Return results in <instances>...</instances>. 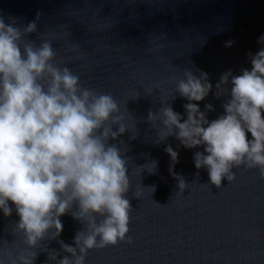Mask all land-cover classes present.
<instances>
[{"label":"water","instance_id":"1","mask_svg":"<svg viewBox=\"0 0 264 264\" xmlns=\"http://www.w3.org/2000/svg\"><path fill=\"white\" fill-rule=\"evenodd\" d=\"M0 12L23 18L24 23L40 12L38 31L53 41L57 60L63 59L83 86L111 93L121 110L126 106L131 114L126 122L132 124L133 117L137 122L136 139L130 140L133 133L126 131L109 141L127 147L125 155L132 157V188L127 193L133 207L127 234L132 243L90 250L85 264H264V179L259 171L233 169L236 179L223 180L218 189L210 184L207 169L194 164V153L203 152L204 146L185 148L174 135L157 144V128L147 120L149 110L158 111L166 101L181 122L187 119V98L169 96L176 86L171 78H183L185 69L197 77L207 73L212 84L204 100L191 103L201 111L207 104L213 106L206 114L209 122L224 114L231 77L223 86L228 93L219 98L216 84L229 70L232 75L251 70L249 53L254 56L264 48L259 42L264 35V0H0ZM29 38L40 43L36 34ZM71 44L87 55L75 59L77 53L67 47ZM137 92L140 97L134 99ZM168 146L178 153V162L165 151ZM151 160L158 162L155 174L144 171L140 176L132 169V163ZM173 173L184 178L183 192ZM138 186L143 187L140 199L134 196ZM9 206L11 217L4 218L0 211V235L11 241L3 229L19 217L11 202ZM60 219L59 239L75 247V233L83 225L70 213ZM49 249L61 252L57 259L70 255L56 241ZM45 262L56 264L41 252L35 264Z\"/></svg>","mask_w":264,"mask_h":264},{"label":"clouds","instance_id":"2","mask_svg":"<svg viewBox=\"0 0 264 264\" xmlns=\"http://www.w3.org/2000/svg\"><path fill=\"white\" fill-rule=\"evenodd\" d=\"M40 19V12L27 23L0 12V211L4 218L11 217V202L19 217L3 229L11 241L0 235V264H35L41 252L56 264H85L90 250L132 243L127 235L133 212L127 198L132 157L125 155L127 147L109 141L126 131L133 133L130 140L136 139L137 122L134 117L132 124L126 122L131 114L126 106L121 110L111 93L83 86L80 76L63 59L57 60L53 41L38 31ZM67 47L77 53V60L87 55L76 44ZM249 56L251 70L243 69L240 75L229 70L216 84L219 98L228 93L223 86L231 77L230 99L217 119L206 118L207 111L214 110L211 104L201 111L191 103L204 100L212 84L207 73L197 77L188 69L183 78H171L176 86L169 92L170 99L176 98L174 93L187 98V119L181 122L167 101L147 116L157 128V144L174 135L185 148L204 146L203 152L194 153V164L207 169L210 184L218 189L223 180L234 181L233 169L241 167L257 169L264 179V48ZM139 97L137 92L134 99ZM165 151L178 162L171 146ZM157 164L132 163V169L140 176L144 171L155 174ZM173 175L183 192L184 178ZM150 188L153 193L155 186ZM142 191L138 186L135 198L140 199ZM69 213L83 225L75 233V247L59 239L60 217ZM51 241L70 255L57 259L61 252L49 249Z\"/></svg>","mask_w":264,"mask_h":264}]
</instances>
